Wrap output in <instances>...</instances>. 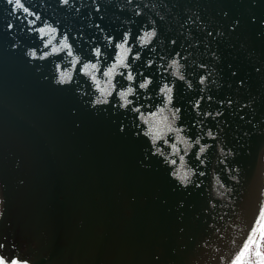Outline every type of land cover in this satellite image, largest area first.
<instances>
[{
  "label": "water",
  "instance_id": "water-1",
  "mask_svg": "<svg viewBox=\"0 0 264 264\" xmlns=\"http://www.w3.org/2000/svg\"><path fill=\"white\" fill-rule=\"evenodd\" d=\"M22 2L41 17L36 28L57 31L41 39L0 0L2 253L27 264H228L264 207V0H96L100 12L93 0ZM65 32L74 55L39 59ZM126 32L140 53L126 61L136 78L123 67L105 77ZM97 46L93 74L112 95L93 106L99 90L81 69L97 62ZM57 64L70 83H57ZM129 86L134 103L122 107L117 93Z\"/></svg>",
  "mask_w": 264,
  "mask_h": 264
},
{
  "label": "snow or ice",
  "instance_id": "snow-or-ice-1",
  "mask_svg": "<svg viewBox=\"0 0 264 264\" xmlns=\"http://www.w3.org/2000/svg\"><path fill=\"white\" fill-rule=\"evenodd\" d=\"M7 4L13 6L12 15H16L17 10H22L24 14H27L24 17H17L18 19L27 20L28 25H31L33 27H29L28 31L31 32H38L41 34V39H43L45 36H48L50 33H55L57 29L51 25H48L47 27H39L36 28V22L41 19L39 15H37L34 12H31L29 7L25 5L22 0H6ZM60 3L62 5H69L70 0H60ZM94 8L96 12L101 11V5L96 2V0H93ZM225 15H227L225 13ZM34 17V19H28V17ZM102 18V17H101ZM239 21H235L233 25V30H235V27L238 26ZM95 27L100 30V32H104V29L99 25L96 24ZM14 28V25L11 21L7 23L6 31L7 33L12 32ZM211 35V33H209ZM131 36L130 32H126L123 34L122 40L116 41V38L113 36H106V39L111 44L113 41L115 42V48L118 50L116 55V63L112 64L107 68L106 71L102 73L105 77H113L114 73L116 72L117 67H123L125 69H128L127 73L121 72L119 75L126 76V79L128 81H134L135 76L132 73L131 69V63L126 62L128 57L131 55L132 60H138L140 59V53L137 51L135 54L132 53V47L129 45V38ZM154 37H157V31L153 29L152 31H145L142 36L138 37V43L143 45H148ZM63 42L60 44L59 47L52 46V40L49 39L44 42V48L51 47L50 52H45L43 55L39 56V59L43 60L45 57L50 56L54 53H60L61 51L66 50L67 56L71 57L74 55L73 52V44L69 42V34L67 32L63 33L62 35ZM173 44H175V41H172ZM12 47L15 48H22V45L13 42ZM94 56L97 58L96 63H88L85 62L82 65V72L85 75L90 76V78L95 82L97 89L99 90V96L96 97L93 106L95 105H102L107 104L109 101L106 99L107 96L112 95V91H109L106 87H100L101 81L97 79V76L93 74V70L99 71L98 64L100 63V57L102 56V51L99 46L95 47L93 49ZM27 55L32 58H37V52L35 50H29L27 52ZM215 55V53H213ZM179 56V54H177ZM74 63L80 64V57L75 56L74 57ZM60 65L57 64V70L59 71V77L57 80L58 84H67L70 83L73 79L72 72L71 71H60ZM169 68H175L176 70L173 72V75L178 77L179 80L183 81L185 80V76L182 75L179 71V69L182 67L180 64L179 59L172 60L171 64L168 65ZM201 67H204V65H201ZM140 75H143L142 73ZM235 75V73H233ZM205 79H207V76L202 78L200 80V83L203 84L205 82ZM152 81L145 78L143 82L139 84V88L146 89L148 88L149 84H151ZM108 84L111 85V79L108 80ZM241 84H243V80H241ZM112 89L115 90V86L111 85ZM190 86V85H189ZM135 91V89L132 86H129L127 91H119L117 94L120 98L124 100V103L121 105L122 107H127L130 104H133L134 101L127 99V97L132 94ZM161 94L166 97V104L172 103L173 100V88L169 87L168 84H165L161 90ZM104 97V98H102ZM210 99V98H209ZM133 111L140 113V108L135 107L132 109ZM165 111L164 107H161L159 109L160 113H163ZM180 109H175L171 114L175 118L177 117ZM153 115H156L155 113ZM165 120H167V117H165ZM171 127H169V131H171ZM123 131V129H121ZM176 131H180V129H176ZM147 134V133H146ZM208 135L211 136L212 132L209 131ZM160 138V133L157 132L156 135L153 138V143H155L156 139ZM196 143L199 144V140H196ZM173 148H175V145H172ZM159 151V149H157ZM178 152L179 149H176ZM205 151V148L201 146L200 153H203ZM181 160H183V157H181ZM171 163L174 165L176 164V160H172ZM176 175V173H174ZM179 179L182 181H186L187 174L179 176ZM223 187V186H222ZM2 203V202H0ZM4 213L0 212V217H3ZM4 243L0 242V264H27L26 260H22L21 258L17 257H8V254L2 253V250L4 248ZM228 264H264V207H261L258 214L256 215L255 219L253 220L251 226L249 227L247 234L245 235L243 242L239 246V250L235 252L233 256H231L228 260Z\"/></svg>",
  "mask_w": 264,
  "mask_h": 264
},
{
  "label": "bare ground",
  "instance_id": "bare-ground-1",
  "mask_svg": "<svg viewBox=\"0 0 264 264\" xmlns=\"http://www.w3.org/2000/svg\"><path fill=\"white\" fill-rule=\"evenodd\" d=\"M263 160H264V158H263ZM263 166H264V161H263Z\"/></svg>",
  "mask_w": 264,
  "mask_h": 264
}]
</instances>
